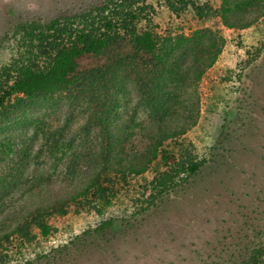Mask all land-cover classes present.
<instances>
[{"label": "rangeland", "instance_id": "1", "mask_svg": "<svg viewBox=\"0 0 264 264\" xmlns=\"http://www.w3.org/2000/svg\"><path fill=\"white\" fill-rule=\"evenodd\" d=\"M105 0H0V68L9 64L16 44L12 30L28 21L50 22L100 5ZM219 3L220 0H207ZM237 1V0H234ZM156 6V30L161 35L195 31L226 39L222 56L201 80L195 70L205 46L186 47L173 58L175 76L153 73L150 58L128 42H118L100 57L81 63L91 86H75L15 108L0 119V234L12 231L35 210L70 199L101 169L108 151L113 154L143 148L157 131L188 133L187 139L203 169L188 185L178 188L158 208L131 226L112 230L70 256L55 251L95 227L102 219L94 212L52 217L50 238L38 240L25 258L35 264H226V252L238 243H264V54L247 52L263 37L257 29H228L214 18L200 21L189 8L179 19ZM262 6L232 17L241 27L259 19ZM220 45V44H219ZM131 56L135 65L118 66L102 80L98 70L113 60ZM247 61H250L247 64ZM199 62V61H198ZM95 79V80H94ZM100 79V80H98ZM172 104L156 117L151 104ZM174 111H177L174 113ZM137 155V154H136ZM141 156V155H140ZM138 155V157H140ZM164 171L156 161L143 176L122 188L104 219L133 215L138 189ZM250 246V247H251ZM49 255L48 258H44ZM9 264H23L12 255Z\"/></svg>", "mask_w": 264, "mask_h": 264}, {"label": "trees", "instance_id": "2", "mask_svg": "<svg viewBox=\"0 0 264 264\" xmlns=\"http://www.w3.org/2000/svg\"><path fill=\"white\" fill-rule=\"evenodd\" d=\"M155 1L157 6L167 8L179 19L191 8L198 20L217 18L228 29L246 31L264 27V0H220L217 4L207 0ZM260 6L262 13L259 19L241 27L232 23L233 16L238 18L240 14ZM156 14V6L150 0H105L79 14L50 22L28 21L15 26L12 30L16 44L14 56L9 64L0 68V119L15 108H22L55 92L75 86H91L94 81L88 82L90 79L82 74L81 63L89 57L105 55L118 42H128L136 52L147 55L150 60L145 67L150 66L153 73L162 70L175 76L173 58L176 53L189 46H205L202 41L213 32L200 29L193 37L175 33L161 35L154 23ZM210 41L202 48L204 52L200 49L201 55L197 59L200 64L195 70L198 81L216 64L226 45L224 37L219 40L210 35ZM251 48L254 53L248 51L247 54L252 57L264 54V32L259 44ZM135 62L136 58L131 56L114 59L109 67L98 70V78L105 80L113 70H118V66L131 68ZM171 105L169 102L151 104L158 119L168 113ZM188 131V128L180 131L163 129L157 131L150 142L147 140L146 147H135L128 153L108 151L101 169L80 192L53 206L35 210L12 231L0 234V264L11 263L12 255L25 260L23 264H35L37 259L28 261L24 257L25 251L38 240L36 231L43 238L51 237L55 230L49 223L52 217H64L72 210L79 214L94 212L102 217L95 227L55 251L58 256L54 258L62 259L70 256L72 249L79 252L89 241L102 240L112 230L130 227L132 220L158 208L178 188L188 185L205 165L206 161L199 159L186 138L179 140ZM158 160H161L164 171L132 191L136 195L133 215L122 220L104 219L120 190L132 187V181L146 174ZM243 244L237 243L226 251H230L225 256L226 264H264V243L259 246L247 243L242 247Z\"/></svg>", "mask_w": 264, "mask_h": 264}]
</instances>
